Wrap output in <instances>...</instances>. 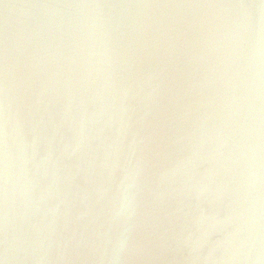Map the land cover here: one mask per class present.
I'll use <instances>...</instances> for the list:
<instances>
[{
  "label": "water",
  "instance_id": "obj_1",
  "mask_svg": "<svg viewBox=\"0 0 264 264\" xmlns=\"http://www.w3.org/2000/svg\"><path fill=\"white\" fill-rule=\"evenodd\" d=\"M3 264H264V0H0Z\"/></svg>",
  "mask_w": 264,
  "mask_h": 264
},
{
  "label": "snow or ice",
  "instance_id": "obj_2",
  "mask_svg": "<svg viewBox=\"0 0 264 264\" xmlns=\"http://www.w3.org/2000/svg\"><path fill=\"white\" fill-rule=\"evenodd\" d=\"M0 264H3V262H2V261H0Z\"/></svg>",
  "mask_w": 264,
  "mask_h": 264
}]
</instances>
